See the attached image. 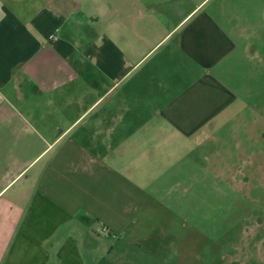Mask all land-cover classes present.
I'll return each instance as SVG.
<instances>
[{
  "label": "crops",
  "instance_id": "1",
  "mask_svg": "<svg viewBox=\"0 0 264 264\" xmlns=\"http://www.w3.org/2000/svg\"><path fill=\"white\" fill-rule=\"evenodd\" d=\"M204 1L0 0V264L181 238L183 174L264 102V10Z\"/></svg>",
  "mask_w": 264,
  "mask_h": 264
},
{
  "label": "rangeland",
  "instance_id": "2",
  "mask_svg": "<svg viewBox=\"0 0 264 264\" xmlns=\"http://www.w3.org/2000/svg\"><path fill=\"white\" fill-rule=\"evenodd\" d=\"M213 5L236 14L264 10V0H205L202 7ZM260 27L263 36L264 22ZM257 105L245 112V126L225 121L204 141L209 154L199 170L183 174L180 190L188 203L196 199L197 217L188 211L181 238H160L164 251L150 252L152 260L133 250L137 264H264V102Z\"/></svg>",
  "mask_w": 264,
  "mask_h": 264
}]
</instances>
